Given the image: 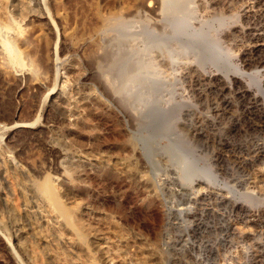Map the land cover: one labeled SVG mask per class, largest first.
<instances>
[{"label": "rangeland", "instance_id": "obj_1", "mask_svg": "<svg viewBox=\"0 0 264 264\" xmlns=\"http://www.w3.org/2000/svg\"><path fill=\"white\" fill-rule=\"evenodd\" d=\"M186 2L0 0V264H264V0Z\"/></svg>", "mask_w": 264, "mask_h": 264}, {"label": "bare ground", "instance_id": "obj_2", "mask_svg": "<svg viewBox=\"0 0 264 264\" xmlns=\"http://www.w3.org/2000/svg\"><path fill=\"white\" fill-rule=\"evenodd\" d=\"M4 1H6V0H4ZM19 1V0H18ZM76 1V0H75ZM146 1V0H145ZM155 1V0H154ZM187 0H162V6H163V11H164V13L167 15V17L169 18H171L170 20H171V28H170V31H169V35L167 36V38H165V40L166 39H168L167 41H169L170 42V40H173V38H179V37H183L186 41H185V43L183 44V47L181 48V50L179 51V53H182V54H184V53H187L188 51H190L191 50V47L192 48H195V49H198V48H200L201 46H202V42H203V40H204V33L202 32V31H194L195 29H193L192 31H190V32H188L187 31V29H188V27L190 26V19H192L193 18V16L191 17L190 16V14H187V11H188V7H187V2H186ZM9 2V1H8ZM12 2V1H11ZM77 2H78V0H77ZM155 3V2H154ZM7 4V3H6ZM37 7L40 9V11H45V9H46V7H45V0H37ZM24 6V5H23ZM1 7V6H0ZM153 7V6H152ZM7 8V7H6ZM16 8V7H15ZM15 8H14V10H15ZM60 8V7H59ZM149 8V7H148ZM151 8V7H150ZM24 10L22 9V12H23ZM161 11H162V9H161ZM25 12V11H24ZM46 12V11H45ZM189 12V11H188ZM1 13V12H0ZM3 13V12H2ZM163 13V12H162ZM71 15V14H70ZM81 15V14H80ZM38 16V15H37ZM122 16V15H121ZM6 17H7V15H6ZM101 17H103V16H101ZM167 17H165V20L167 19ZM1 18H2V16H1ZM0 18V19H1ZM163 18V17H162ZM7 19V18H6ZM37 19V18H36ZM111 19V18H110ZM116 19V18H115ZM114 19V20H115ZM12 20V19H11ZM51 20V19H50ZM72 20V19H71ZM94 20H95V18H94ZM109 21V20H108ZM111 21V20H110ZM7 22V21H6ZM87 22V21H86ZM102 23V22H101ZM111 23V22H110ZM112 23H114V22H112ZM28 24V23H27ZM34 24V23H33ZM80 24V23H79ZM87 24V23H86ZM92 24H93V21H92ZM104 24V23H103ZM106 25H107V22L105 23ZM105 24H104V26H105ZM119 24H121V23H119ZM5 25H6V23H5ZM8 25V24H7ZM27 26V25H26ZM43 26V25H42ZM86 26V25H85ZM90 26V25H89ZM101 26V25H100ZM8 27V26H7ZM55 27V26H54ZM53 27V28H54ZM117 28V27H116ZM118 28H119V26H118ZM56 29V28H55ZM120 29V28H119ZM124 29V28H123ZM126 29V28H125ZM1 30L2 29H0V42H1V46H3L2 48H4L5 49V51H6V53H7V55L10 57V59L12 60V61H17L18 60V58H17V50H15V48L14 47H12L11 45H10V42L6 39V38H4L3 39V37H1L2 36V34H1ZM36 30V29H35ZM34 30V31H35ZM54 30V29H53ZM103 30V29H102ZM116 30V29H115ZM55 31V30H54ZM56 31H57V29H56ZM60 31V30H59ZM78 31V30H77ZM120 31V30H119ZM148 31V30H147ZM151 31V30H150ZM145 32V40H146V44L144 45V48L143 49H141V50H143L144 52H150L151 50H153V49H155V50H158V51H163V48L166 46L165 45V43L163 42V40L160 38V37H157V35H155L153 32ZM85 32H86V30H85ZM110 32V31H109ZM113 32V31H112ZM116 32V31H115ZM124 32V31H123ZM21 33V32H20ZM57 33H58V31H57ZM101 33V32H100ZM6 34V33H5ZM8 34V33H7ZM6 34V35H7ZM28 34H30V32L28 33ZM121 34V33H120ZM124 34H126V33H124ZM84 35V34H83ZM91 35L89 34V37H90ZM158 36H160V34L158 35ZM19 37V36H18ZM29 37H32V36H29ZM122 37H125V36H122ZM134 37V36H133ZM132 37V38H133ZM2 38V39H1ZM14 38V37H13ZM76 39H77V37H75ZM84 38V37H83ZM98 38V37H97ZM143 38V37H142ZM31 39V38H30ZM71 39V38H70ZM92 39V38H91ZM114 39H115V36H114ZM128 39V38H127ZM144 39V38H143ZM164 40V41H165ZM12 41V40H11ZM31 41V40H30ZM58 41V40H57ZM81 41V40H80ZM98 41V40H97ZM21 42H23V41H21ZM32 42V41H31ZM74 42V41H73ZM72 42V45H75L74 43ZM100 42V41H99ZM25 43V42H24ZM28 43H29V41H28ZM92 43H97V42H92ZM212 43H214V42H212L211 41V43H209V45H207V47H206V50H208V49H212V47H213V44ZM94 44V45H95ZM123 44V43H122ZM88 45V44H87ZM93 45V44H92ZM92 45H90V47L92 46ZM93 45V48L91 47V50L92 49H94V47L96 48V45L94 46ZM101 45V44H100ZM34 46V45H33ZM42 46H43V44H42ZM41 46V47H42ZM57 46V45H56ZM98 46H99V44H98ZM24 47V46H23ZM90 47H88V48H90ZM101 47V46H100ZM100 47L98 48V50H100ZM116 47H117V45H116ZM121 47V46H120ZM119 47V48H120ZM123 47V46H122ZM163 47V48H162ZM32 48V47H31ZM43 48V47H42ZM102 48H103V46H102ZM118 48V49H119ZM137 48V47H136ZM55 49V48H54ZM97 49V48H96ZM117 48H116V50H118ZM28 50V49H27ZM88 50V49H87ZM95 50V49H94ZM103 50H105V47H104V49ZM103 50H101V51H103ZM108 49H106L105 50V52L107 51ZM120 50H122V49H120ZM120 50H118V52H116L115 50V52L116 53H120L119 54V56H123L124 54H121V53H123V52H120ZM30 51H31V49H30ZM29 51V52H30ZM36 51V50H35ZM84 51V50H83ZM85 51H86V49H85ZM113 51V52H114ZM123 51V50H122ZM33 52V51H32ZM31 52V53H32ZM36 52H38V51H36ZM41 52V51H40ZM104 52V51H103ZM55 53H56V55H57V53H58V50L56 49L55 50ZM89 53H90V50H89ZM89 53H88V55H89ZM107 53H108V51H107ZM27 54V53H26ZM86 54V53H85ZM98 54V58H99V52L97 53ZM96 54V55H97ZM101 54H104V53H101ZM111 54V53H110ZM137 54V52L136 51H131V53H130V59L131 58H133L134 57V55H136ZM94 55H95V53H94ZM93 55V56H94ZM96 55H95V57H96ZM109 55V54H108ZM113 56L114 55H116L115 53L114 54H112ZM167 55L169 56V59L171 60V61H176V54L175 53H172V51H171V49L170 50H168L167 51ZM27 56V55H26ZM31 56V55H30ZM41 56V55H40ZM42 56H43V54H42ZM117 57H118V54L116 55ZM115 56V57H116ZM37 57V56H36ZM88 57V56H87ZM92 57V56H91ZM91 57L89 56L88 58H90L91 59ZM112 57V56H111ZM116 57V58H117ZM31 58V57H30ZM86 58V57H85ZM103 58L105 59V56H103ZM121 58V57H120ZM140 58V57H139ZM37 59V58H36ZM44 59V58H43ZM115 59V58H114ZM117 59H119V58H117ZM128 59V58H127ZM129 59V60H130ZM39 60V59H38ZM41 60V59H40ZM91 60H93V59H91ZM111 60H113V57H112V59ZM123 60V59H122ZM129 60H127V61H129ZM137 60H139L138 59V57H137ZM143 60V59H142ZM145 60V59H144ZM88 61H90V60H88ZM106 61V60H105ZM114 61V60H113ZM121 61V60H120ZM119 61V62H120ZM132 61V60H131ZM41 63H42V60L40 61ZM130 63V65H131V62H129ZM133 63V62H132ZM44 64V63H43ZM134 64V63H133ZM144 64V63H143ZM153 66V65H152ZM151 67V66H150ZM155 67V66H154ZM154 67H151V68H154ZM45 68V67H44ZM113 68V67H112ZM127 68H128V64H127ZM140 68H144L143 67V65H140V66H138L137 67V70L138 69H140ZM118 69V68H117ZM113 71H115L116 70V67H115V70L114 69H112ZM145 70V69H144ZM149 70H151V69H149ZM121 71H123V68L121 69ZM132 71V70H131ZM130 71V72H131ZM2 72V71H1ZM128 73V72H127ZM116 74V73H115ZM154 74V73H153ZM104 78H106V77H104ZM131 78V77H130ZM6 79V78H5ZM55 79H57V78H55ZM120 79V78H119ZM133 80V79H132ZM108 81H109V79H108ZM110 82V81H109ZM103 83V82H102ZM107 84H103V89H104V86H106ZM109 85V84H108ZM107 85V86H108ZM110 86L111 85H109V88H110ZM112 86H113V83H112ZM112 86H111V88H112ZM142 86V85H141ZM137 87V86H136ZM128 88L130 89V85H128ZM134 88V87H133ZM105 89H107V88H105ZM105 91V90H104ZM107 92H108V90H106ZM128 91V90H127ZM130 91V90H129ZM61 92V91H60ZM126 92V91H125ZM122 95V94H121ZM122 99V98H121ZM118 101V100H117ZM123 104V103H122ZM14 126V125H13ZM16 126V125H15ZM19 126V125H18ZM41 189H42V192L43 193H46L48 196H49V194L51 193L52 194V192H53V187H52V184H51V182L47 179V180H45L44 182H43V184H42V187H41ZM45 207V206H44ZM48 207V206H47ZM58 214V213H57ZM61 216V215H60ZM54 219V218H53ZM57 225V224H56ZM78 225V224H77ZM85 226V225H84ZM48 227V226H47ZM87 232V231H86ZM88 235V234H87ZM87 241V240H86ZM100 249V248H99ZM78 251V250H77ZM7 261V260H6Z\"/></svg>", "mask_w": 264, "mask_h": 264}]
</instances>
